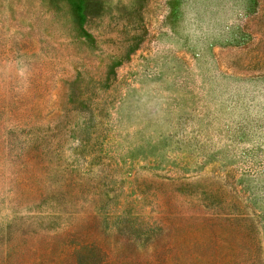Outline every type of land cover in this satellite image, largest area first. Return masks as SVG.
I'll return each instance as SVG.
<instances>
[{
  "label": "rangeland",
  "instance_id": "rangeland-1",
  "mask_svg": "<svg viewBox=\"0 0 264 264\" xmlns=\"http://www.w3.org/2000/svg\"><path fill=\"white\" fill-rule=\"evenodd\" d=\"M239 211L264 0H0V264H251Z\"/></svg>",
  "mask_w": 264,
  "mask_h": 264
},
{
  "label": "trees",
  "instance_id": "trees-1",
  "mask_svg": "<svg viewBox=\"0 0 264 264\" xmlns=\"http://www.w3.org/2000/svg\"><path fill=\"white\" fill-rule=\"evenodd\" d=\"M236 224L243 226L246 231L251 234L250 237L256 242L255 247L262 249L264 247V212H254L249 214L247 212L239 211L234 214ZM246 223L245 225H242ZM263 234V237L261 236ZM256 249V255L252 259L251 264H261L263 261V253Z\"/></svg>",
  "mask_w": 264,
  "mask_h": 264
}]
</instances>
